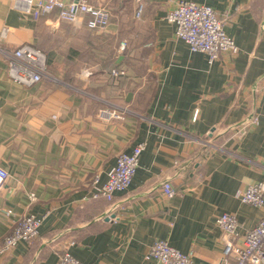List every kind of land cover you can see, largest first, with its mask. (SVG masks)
Listing matches in <instances>:
<instances>
[{
	"label": "crops",
	"instance_id": "crops-1",
	"mask_svg": "<svg viewBox=\"0 0 264 264\" xmlns=\"http://www.w3.org/2000/svg\"><path fill=\"white\" fill-rule=\"evenodd\" d=\"M178 1L144 0L136 18L134 0H108V27L92 31L0 0V167L9 176L0 242L21 218L42 221L0 264H56L65 251L82 264H154L145 259L154 241L191 253V264H220L216 218L235 216L243 236L264 217V206L241 202L264 181V0H185L211 7L239 49L212 65L165 21ZM23 45L45 55L50 78L10 80L4 53ZM103 108L126 111L106 123ZM139 144L130 186L111 202L93 199L118 155Z\"/></svg>",
	"mask_w": 264,
	"mask_h": 264
},
{
	"label": "built area",
	"instance_id": "built-area-1",
	"mask_svg": "<svg viewBox=\"0 0 264 264\" xmlns=\"http://www.w3.org/2000/svg\"><path fill=\"white\" fill-rule=\"evenodd\" d=\"M12 9L38 20L43 16L55 13L60 22L70 25L84 23L88 30H105L109 25L108 0H98L90 4L87 0H9ZM135 17L139 18L144 11V0H134ZM165 21L174 26L175 37L183 42L191 53H201L206 56L207 63L212 65L222 54L234 57L239 49L234 41L224 31V22L209 6L180 0L176 7L165 16ZM8 29H3L1 38H5ZM124 49L123 45L120 46ZM10 80L22 86H32L43 79L50 78L46 70L45 55L38 49L23 45L4 53ZM122 70L112 71V76H124ZM264 99V89H263ZM126 110H99L98 120L110 123L122 120ZM197 112L194 116L196 119ZM257 124V120H253ZM144 145L135 146L131 153H121L116 159V165L109 174L107 181L93 195V199L113 200L114 194L125 191L131 184L138 167L139 157ZM8 173L0 167V191L8 180ZM94 183H97L95 178ZM163 194L172 197L174 191L170 182L162 184ZM33 199V195L31 196ZM241 202L254 208L264 206V181L247 186L241 196ZM11 212L7 211L9 215ZM41 219L28 215L17 221L9 234L0 242V256L10 252L22 243H30L38 237ZM216 226L222 232L224 243L220 264H264V217L258 224L241 236L238 233L239 224L235 216L222 214L215 220ZM192 254H183L164 241H154L145 257L154 264H191ZM56 264H82L70 253L59 255Z\"/></svg>",
	"mask_w": 264,
	"mask_h": 264
},
{
	"label": "rangeland",
	"instance_id": "rangeland-1",
	"mask_svg": "<svg viewBox=\"0 0 264 264\" xmlns=\"http://www.w3.org/2000/svg\"><path fill=\"white\" fill-rule=\"evenodd\" d=\"M132 11H133V5L131 4V3H127V4H125V12L126 13H132Z\"/></svg>",
	"mask_w": 264,
	"mask_h": 264
}]
</instances>
